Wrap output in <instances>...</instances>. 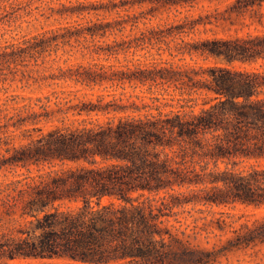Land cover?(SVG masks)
Listing matches in <instances>:
<instances>
[{"label": "trees", "instance_id": "1", "mask_svg": "<svg viewBox=\"0 0 264 264\" xmlns=\"http://www.w3.org/2000/svg\"><path fill=\"white\" fill-rule=\"evenodd\" d=\"M199 1L0 0V30L35 11L63 20L0 42V85L60 88L25 97L0 87V173L26 171L0 181V264H208L219 252L173 231L174 208H264V69L234 66L264 64V33L190 43L185 34L214 23L182 15ZM263 4L235 0L231 14ZM147 44L219 62L120 60ZM60 52L65 65L48 66ZM75 54L92 61L69 64ZM231 232L226 252L264 245V218Z\"/></svg>", "mask_w": 264, "mask_h": 264}, {"label": "rangeland", "instance_id": "2", "mask_svg": "<svg viewBox=\"0 0 264 264\" xmlns=\"http://www.w3.org/2000/svg\"><path fill=\"white\" fill-rule=\"evenodd\" d=\"M49 1V0H47ZM58 1V0H54ZM65 1V0H61ZM235 0H214L212 2L204 0L199 1V3H193L194 8L187 6L182 9L183 14H192L198 17L200 14L212 15L214 17L225 16L227 20H220L212 25L200 26L195 33L190 35H184V39L190 43H197L202 40L211 39L214 37L219 38H231L234 36H247L248 34H262L264 33V4L262 6H256L254 9L249 10L244 15L231 14V7ZM45 6V5H44ZM57 7V5H55ZM176 11H173L171 20L175 19ZM166 19V17H165ZM59 22L63 20L58 17H53L47 19L40 15V11H35L34 16H23L11 27H4L0 30V42L4 40H11L12 38H19L22 35L35 33L40 31L42 28H49L52 26L59 25ZM157 22H154L156 24ZM172 41L170 46L175 47L178 42L177 38H169ZM146 49L139 50L135 55L129 53L128 55H120V60L124 62L127 58L131 61H140L142 63H149L153 60H168L174 61L178 64H191L196 66H213L218 63L214 58H206L200 55H177L173 52L170 55V51L166 44H147ZM60 57H63L60 59ZM68 56H62V52L59 53V57L56 58L57 63L52 62L49 59L48 66L53 65L57 67L59 65L64 66V60ZM92 61L89 57L82 58L80 54H75L71 57L69 64H75L78 62H89ZM115 62V60H112ZM234 66L240 69L248 70H262L264 69V64L262 61L258 63H235ZM30 69L36 70L35 67L31 66ZM34 75H37L34 72ZM66 90H76L73 86L69 87L65 84L63 85ZM0 87L8 88L10 94H20L25 97H37L41 95H48L53 90H59V87H40L38 84H34L32 81L27 83L22 82L17 78L15 81H7L1 84ZM134 91L131 88L127 89V94ZM115 92L113 89L102 90H83L78 93L79 98L82 101H97V95L108 94ZM118 95L122 93L121 89L116 91ZM138 94H145L141 89H136ZM88 94L87 96H84ZM148 94V93H146ZM3 94L0 93V96ZM112 97H107L106 100H110ZM126 101V98H125ZM167 110L170 108H166ZM26 171L21 168L6 170L0 173V181L8 182L10 180L20 178ZM34 172L36 170L34 169ZM225 219L228 224H232V227H227L225 231H221L217 224V219ZM264 218V208L257 209L253 206H246L243 204H235L227 207H210L203 205H184L174 208V213L167 218L168 225L173 229V231L178 232L186 240H189L192 245L199 247L201 249L219 252L218 257L211 260L208 264H264V245L242 247L240 249L232 250L226 252L223 247L227 244L228 239L233 237L232 229H237L241 223L252 224L256 220H263ZM19 261L13 262L11 264H18Z\"/></svg>", "mask_w": 264, "mask_h": 264}]
</instances>
